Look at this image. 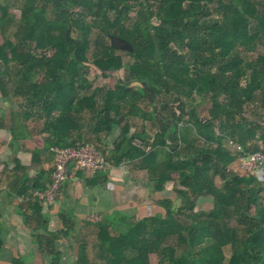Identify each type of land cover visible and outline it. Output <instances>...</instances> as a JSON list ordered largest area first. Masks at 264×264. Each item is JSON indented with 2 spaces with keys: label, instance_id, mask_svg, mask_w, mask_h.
Instances as JSON below:
<instances>
[{
  "label": "trees",
  "instance_id": "1",
  "mask_svg": "<svg viewBox=\"0 0 264 264\" xmlns=\"http://www.w3.org/2000/svg\"><path fill=\"white\" fill-rule=\"evenodd\" d=\"M16 4L18 18L0 1L2 96L23 99L24 120L44 119L42 133L55 148L90 144L88 131L98 142L119 128L107 158L112 166L138 162L158 189L168 182L178 186L175 200L158 202L163 214L141 220L114 214L96 222V258L104 264H153V256L155 264H264V184L229 168L239 157L264 153L259 144L264 145V113L255 121L245 114L257 97L264 110V53L245 55L264 47V0ZM110 37L130 45L126 80L115 76L122 62ZM91 68L112 84L100 99L96 91L82 94ZM132 83L139 86L130 88ZM146 96L168 100H162L158 113H146L138 106ZM206 101L211 107L203 118L198 109ZM131 117L154 120L159 129L153 138L145 130L130 133ZM233 145L241 150L235 152ZM198 198H212L209 209L196 211ZM42 206L38 202L31 214L24 212L29 230L41 226L43 219L34 216ZM67 231L35 236L39 251L56 255L55 241ZM173 237L176 245L169 243ZM230 246L228 259L225 248ZM12 264L26 263L14 259ZM77 264H91L87 244L81 245Z\"/></svg>",
  "mask_w": 264,
  "mask_h": 264
},
{
  "label": "crops",
  "instance_id": "2",
  "mask_svg": "<svg viewBox=\"0 0 264 264\" xmlns=\"http://www.w3.org/2000/svg\"><path fill=\"white\" fill-rule=\"evenodd\" d=\"M21 101L18 96L3 97L0 91V239L3 241L0 264H12L14 259L26 264H77L80 247L86 244V229L95 227L96 222L114 214L132 220L163 214L158 202L176 199L155 196L170 187L171 182L158 189L138 162H126L118 167L109 163L108 168L96 173L75 172L70 165L68 178L55 201L43 204L41 213L34 216L43 219L41 226L29 230L25 227L24 212H33L35 204L40 202L32 199L34 192L44 191L52 179L55 147L50 146L49 136L42 133L44 119L24 120ZM147 122L151 127L146 126ZM158 129L154 120L141 121L139 131L133 132L145 130L153 138ZM118 130L114 128L110 136L98 140L102 154L103 148L112 153ZM229 168L244 177L238 173L237 160ZM253 177L264 184V172L257 171ZM37 226L35 223L33 227ZM63 231L68 234L59 235L55 241L56 255L39 251L35 236Z\"/></svg>",
  "mask_w": 264,
  "mask_h": 264
},
{
  "label": "rangeland",
  "instance_id": "3",
  "mask_svg": "<svg viewBox=\"0 0 264 264\" xmlns=\"http://www.w3.org/2000/svg\"><path fill=\"white\" fill-rule=\"evenodd\" d=\"M2 3H7L9 4V12L14 14L17 18L20 16V10L17 8V4L16 1L18 0H0ZM135 13L131 14V17H134ZM153 24L157 25L158 22L153 19L152 20ZM16 28L11 27V33H13L15 31ZM96 34V33H95ZM95 34H93L91 36V39L94 40L95 39ZM73 36H76V32L73 33ZM15 37L12 36V39H14ZM3 41V37L0 34V44ZM109 41V40H108ZM115 48V47H114ZM94 52L93 46L91 45L90 50L87 53V56L89 59H91V54ZM114 53L118 56H120L121 58V62H122V68L117 71L115 73V76L119 79V80H126V78L128 77V69H127V65L128 63L132 62V55L131 54V50L130 47H119V48H115ZM264 53V47L263 46H259L256 50L246 53V57H250V58H255L258 54H262ZM40 74L36 77V80L40 79ZM87 78L89 80V87L88 90H86L85 92H82V94L88 96L90 95L92 92L96 91L97 93V99H100L106 92V88L111 87L112 84H108L107 81L101 77L100 73L95 69V68H91L89 70V73L87 75ZM15 84V81H14ZM136 86H139L137 83H132L129 85L130 88H135ZM168 100V97L164 96L162 98V100ZM162 100L160 98H156V99H150L149 96H146L142 101L138 102V106L146 113H150L151 111L153 112H157L160 111V108L163 106L162 104ZM177 103L174 105L176 107ZM211 107V103L209 101H206L205 103H203L199 109L198 112L200 114L201 117L203 118H207L208 117V111ZM190 107L187 106L186 110H189ZM263 113L264 110L261 109L260 107V97H257L254 101V103L250 106L247 107L246 109V117L251 119V120H259L263 119ZM85 118L87 119V115H85ZM139 118L137 117H131L129 120L130 125L132 126V130L131 132H133V130H137L140 129L141 127V121L138 120ZM144 122V121H143ZM146 126L151 127L150 123L147 122ZM117 128V127H115ZM119 131V130H118ZM114 132V131H113ZM112 132V133H113ZM153 132V131H151ZM150 132V133H151ZM120 133V131H119ZM95 136L90 133L89 131L87 132L86 135V141L96 147L99 148V145L97 143V141L94 138ZM260 146L263 148L264 145H262V142L259 143ZM233 150L235 152H238V146L237 145H233ZM103 155L104 157L107 159L110 158L111 153H109L108 149H104L103 148ZM216 184L218 186L222 185V181L220 180L219 177L216 178ZM170 187H167L164 191H162L160 194H155V196H160L163 198H176V192L174 191L173 183H169ZM176 187H178L177 185H175ZM181 188V187H180ZM213 202L212 198H198L197 202H196V206H195V210L196 211H200V210H204V209H209V207L211 206ZM179 203L182 205H184L183 201L179 200ZM184 222L188 221V218L184 217L183 218ZM230 223L232 224L233 227L238 228L240 230V227L237 224L236 219H232L230 221ZM88 232L85 233L86 236V244L88 247V252H89V258L91 261V264H104L103 262L99 261L96 258V253L95 250L93 249V244L96 242L97 239V232L98 229L96 227H91V228H87L86 229ZM116 234V232H113ZM84 234V233H83ZM245 233L243 231H241L240 236L242 238H245ZM82 236V234L80 235V237ZM169 243L171 245H176L177 244V239L175 237L171 238L169 240ZM181 252V250L179 251V253ZM225 255L227 256V258L229 259L231 255H233V249L232 247H227L225 248ZM157 262V259L153 256L152 257V263L155 264Z\"/></svg>",
  "mask_w": 264,
  "mask_h": 264
},
{
  "label": "built area",
  "instance_id": "4",
  "mask_svg": "<svg viewBox=\"0 0 264 264\" xmlns=\"http://www.w3.org/2000/svg\"><path fill=\"white\" fill-rule=\"evenodd\" d=\"M238 150H241L240 147ZM239 172L244 176H254L257 171L264 172V153L256 152L237 159ZM73 166L75 172L96 173L109 167L108 160L101 151L90 144L76 148H55L54 170L48 188L34 192L33 198L43 204H52L67 180L68 168ZM2 189L0 188V193Z\"/></svg>",
  "mask_w": 264,
  "mask_h": 264
},
{
  "label": "water",
  "instance_id": "5",
  "mask_svg": "<svg viewBox=\"0 0 264 264\" xmlns=\"http://www.w3.org/2000/svg\"><path fill=\"white\" fill-rule=\"evenodd\" d=\"M110 41H111L112 46L115 48L130 47V45L126 41H123L122 39L117 38V37H110Z\"/></svg>",
  "mask_w": 264,
  "mask_h": 264
}]
</instances>
